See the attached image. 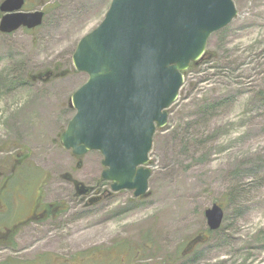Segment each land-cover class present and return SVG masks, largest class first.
<instances>
[{
  "label": "rangeland",
  "instance_id": "rangeland-1",
  "mask_svg": "<svg viewBox=\"0 0 264 264\" xmlns=\"http://www.w3.org/2000/svg\"><path fill=\"white\" fill-rule=\"evenodd\" d=\"M111 2L27 0L42 25L0 32V264H264V0H234L236 18L209 38L155 132L143 197L113 191L100 152L79 159L60 137L87 79L72 55Z\"/></svg>",
  "mask_w": 264,
  "mask_h": 264
},
{
  "label": "water",
  "instance_id": "water-1",
  "mask_svg": "<svg viewBox=\"0 0 264 264\" xmlns=\"http://www.w3.org/2000/svg\"><path fill=\"white\" fill-rule=\"evenodd\" d=\"M0 4V32L43 23V11H22L25 0ZM236 16L234 0H112L72 56L74 69L86 73L87 81L70 99L75 115L61 134L63 146L79 159L99 151L102 178L112 181L114 191L146 195L155 131L169 122L168 108L178 99L184 72L206 55L211 35ZM52 74L39 77L47 81ZM64 177L78 196L92 190L69 173ZM206 218L210 230H217L224 209L215 203Z\"/></svg>",
  "mask_w": 264,
  "mask_h": 264
},
{
  "label": "flooded vegetation",
  "instance_id": "flooded-vegetation-1",
  "mask_svg": "<svg viewBox=\"0 0 264 264\" xmlns=\"http://www.w3.org/2000/svg\"><path fill=\"white\" fill-rule=\"evenodd\" d=\"M65 178V177H64ZM66 179V178H65ZM67 180V179H66ZM111 186H112V183H111ZM54 213V211H53V205H46V206H44L43 207V210H42V212L41 213H32L33 215L31 216V217H33V218H35V219H37V218H40V217H49V215L50 214H53ZM40 214V215H39Z\"/></svg>",
  "mask_w": 264,
  "mask_h": 264
},
{
  "label": "trees",
  "instance_id": "trees-1",
  "mask_svg": "<svg viewBox=\"0 0 264 264\" xmlns=\"http://www.w3.org/2000/svg\"><path fill=\"white\" fill-rule=\"evenodd\" d=\"M206 59V57H204L203 58V60H205ZM202 60V61H203ZM202 61H200V62H202ZM199 62V63H200ZM197 65H198V63H195V64H193L192 66H191V68L189 69V70H187L185 73H184V75H186L187 76V74L189 73V72H191V71H193L194 69H195V67H197ZM184 89V87L181 89V91Z\"/></svg>",
  "mask_w": 264,
  "mask_h": 264
}]
</instances>
